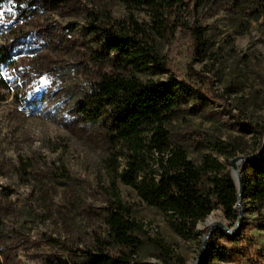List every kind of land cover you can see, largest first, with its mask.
I'll use <instances>...</instances> for the list:
<instances>
[{"label":"rangeland","instance_id":"374dc122","mask_svg":"<svg viewBox=\"0 0 264 264\" xmlns=\"http://www.w3.org/2000/svg\"><path fill=\"white\" fill-rule=\"evenodd\" d=\"M258 4L264 0H182L167 16L168 33L154 42L163 64L142 73L144 82L191 85L195 94L170 125L173 142L196 163L213 154L232 170L238 157L240 174L248 170L244 158L258 159L264 144L248 128L264 129V7ZM24 5L33 17L18 15ZM193 15L208 28V47L199 54L190 29L177 21L190 24ZM131 19L152 24L146 13L103 0L9 1L0 11V44L15 53L0 88V264L78 261L82 248L109 245L103 230L111 211L139 224L142 248L131 264H204L211 244L230 254L211 264H264V212L252 210V202L240 199L234 223L218 206L194 229H178L121 180L132 152L109 141L108 117L79 114L93 67H102L94 58L101 59L105 38L95 25L127 28ZM216 141L234 156L220 153ZM143 154L145 171L154 172L158 154ZM208 227L213 238L202 251Z\"/></svg>","mask_w":264,"mask_h":264},{"label":"trees","instance_id":"16d2710c","mask_svg":"<svg viewBox=\"0 0 264 264\" xmlns=\"http://www.w3.org/2000/svg\"><path fill=\"white\" fill-rule=\"evenodd\" d=\"M9 1L27 4V0H0V11ZM103 1L117 3L129 12L146 13L152 24L146 28L131 19L127 28L95 25L94 28L105 38L101 44L103 54L100 55L104 58H94L101 62L102 67H93L96 71L91 79L92 87L77 105L79 114L99 120L108 117L110 124L104 131L109 141L125 143L132 152L131 159L120 173L121 180L133 187L145 203L159 207L178 229H194L218 206L234 223L239 218L240 194L231 169L213 154H205L201 162L196 163L183 146L172 140L170 125L178 117L182 105L195 94L191 85L178 79L167 83L144 82L142 79V73L152 68L150 64H163L154 42L157 36L168 33L167 16L174 6H180L182 0ZM199 1L196 0V4ZM258 6L264 7V4ZM25 7L18 10V15L33 17V9ZM108 12L104 15L109 21H115L112 13ZM194 16L190 24L179 18L177 21L180 26L190 29L195 53L199 54L208 47V28L203 27ZM14 56L12 47L0 44V88L5 84L4 72L14 65ZM248 128L264 137L263 128L257 129L253 125ZM214 146L227 157L234 156L224 142L216 141ZM144 149L158 154L155 156L158 167L154 172H146L143 167L146 162ZM260 149L258 159L248 161L247 172L241 171V199L245 204L252 202V210L259 215L264 212V144L260 143ZM138 227L134 220L111 211L106 216L103 230L109 245L102 243L82 248V258L78 261L49 259L46 264H131L133 256L142 248V241L135 233ZM210 228L206 229V234ZM209 237L212 241V232ZM161 248L166 249L163 244ZM229 257L227 249L211 244L205 250L203 261L204 264H211L226 261Z\"/></svg>","mask_w":264,"mask_h":264},{"label":"water","instance_id":"95a60500","mask_svg":"<svg viewBox=\"0 0 264 264\" xmlns=\"http://www.w3.org/2000/svg\"><path fill=\"white\" fill-rule=\"evenodd\" d=\"M259 154H261V151H260ZM257 156H259V155H257ZM238 159H239L238 157H236L235 159H233V164H232L233 169L231 170V174H232L233 178L236 181V184H237L238 190H239V194H240V199H241V192L243 190V183H242V178H241L240 172L238 170H236L237 169L236 160H238ZM254 159L255 158H244V160H246V161L254 160ZM240 199H239V203H240ZM239 203H238V205H239ZM239 211H240V209H239ZM211 231H212V228H210V231H209V233L207 234V236L205 238V241H204V244H203V247H202V251H204L205 248H206L207 238L209 237Z\"/></svg>","mask_w":264,"mask_h":264},{"label":"bare ground","instance_id":"6f19581e","mask_svg":"<svg viewBox=\"0 0 264 264\" xmlns=\"http://www.w3.org/2000/svg\"><path fill=\"white\" fill-rule=\"evenodd\" d=\"M236 164H237V169H236V170H238V169L241 167V165H242V161H241V159L236 160ZM238 171H239V170H238ZM214 221H215V216L211 215V216L209 217V219H208V222H209V223H212V222H214Z\"/></svg>","mask_w":264,"mask_h":264}]
</instances>
